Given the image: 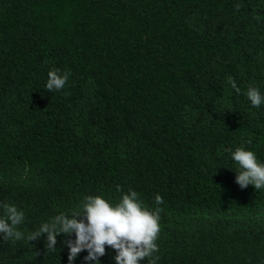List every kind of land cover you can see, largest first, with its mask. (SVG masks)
<instances>
[{
	"label": "trees",
	"instance_id": "16d2710c",
	"mask_svg": "<svg viewBox=\"0 0 264 264\" xmlns=\"http://www.w3.org/2000/svg\"><path fill=\"white\" fill-rule=\"evenodd\" d=\"M52 69L69 76L49 92ZM250 86L264 96V0H0V203L27 235L134 190L162 209L156 264H264V188H241L227 151L264 163ZM46 235L0 233V264H69L75 233L54 251Z\"/></svg>",
	"mask_w": 264,
	"mask_h": 264
},
{
	"label": "clouds",
	"instance_id": "9594fccd",
	"mask_svg": "<svg viewBox=\"0 0 264 264\" xmlns=\"http://www.w3.org/2000/svg\"><path fill=\"white\" fill-rule=\"evenodd\" d=\"M68 76V72L60 74L58 69L50 70L45 89L49 92L63 89ZM228 83L237 93L240 92L233 79L229 78ZM245 95L256 108L264 103V96L256 87L250 86ZM227 151L238 165L236 182L240 187L251 184L256 190L264 188V163L257 161L254 152L246 150L243 146L234 151L229 148ZM117 191H120L119 186ZM155 203L162 204L163 197L156 194ZM0 208L3 210V215L0 216V233L3 234V240L27 239L30 242L46 233L45 247L54 251L58 234L75 233L74 241H64L69 248V264L83 250L88 253L85 260L95 261L97 264L99 257L105 255L106 245L116 250V264H140L144 258H151L148 259V264H156L153 254L158 251L156 240L160 233L159 218L162 209L157 207L150 211L142 207L138 193L134 190L123 194L115 206L101 196H87L82 210L74 211L70 216L65 213L57 214L27 235L18 230L24 220L23 211L7 203H0Z\"/></svg>",
	"mask_w": 264,
	"mask_h": 264
}]
</instances>
